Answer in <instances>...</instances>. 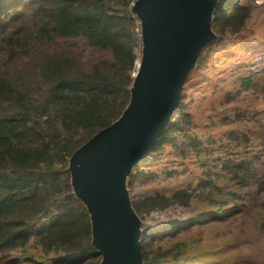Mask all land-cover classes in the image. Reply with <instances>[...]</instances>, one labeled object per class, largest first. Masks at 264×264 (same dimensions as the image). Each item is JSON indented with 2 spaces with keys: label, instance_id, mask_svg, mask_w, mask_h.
<instances>
[{
  "label": "trees",
  "instance_id": "trees-1",
  "mask_svg": "<svg viewBox=\"0 0 264 264\" xmlns=\"http://www.w3.org/2000/svg\"><path fill=\"white\" fill-rule=\"evenodd\" d=\"M134 1L0 0V254L7 257L6 264L101 260L92 245L89 213L72 191L68 165L72 153L129 103L141 53ZM250 16L251 3L219 0L213 16L218 38L203 52L199 65L205 64L212 46L242 34ZM80 43L91 48L93 63L77 61ZM24 58L25 67L13 76L11 70ZM243 81L250 85L255 80L245 76ZM183 97L163 135L135 168L130 187L137 177L148 175L143 165L149 164L150 155L167 142L175 143L173 131L189 121ZM244 137L251 139L247 133ZM262 137L244 155L231 152L241 155L239 160L218 157L220 169L212 172L222 184L208 177L196 188L209 189L218 209L194 217L192 223L222 219L224 205L246 203L257 185L264 189ZM184 138L185 145L191 136ZM189 146L198 155L204 150L198 149L195 137ZM177 173L169 171L171 176ZM196 189L190 184L170 193L155 191L132 198L133 205L138 214L185 205ZM182 222L171 221L164 228L174 233ZM155 237L153 227L144 230V264H160L170 255L180 258L175 250L154 248Z\"/></svg>",
  "mask_w": 264,
  "mask_h": 264
},
{
  "label": "rangeland",
  "instance_id": "rangeland-1",
  "mask_svg": "<svg viewBox=\"0 0 264 264\" xmlns=\"http://www.w3.org/2000/svg\"><path fill=\"white\" fill-rule=\"evenodd\" d=\"M245 1L251 3V16L244 31L212 46L205 64L198 63L193 70L183 91L185 116L189 121L182 123L184 129L173 131L176 144L167 142L158 153L150 155L149 164L143 167L152 173L137 177L134 185H129L132 198L159 190L170 193L190 184L196 189L208 177L216 180L212 171L220 169L221 159L218 157L236 158L237 155L231 152L238 151L244 155L245 151L254 149L255 140H262L264 0ZM136 23L135 33L141 37L139 20ZM85 44L76 47L77 61L93 63L95 57ZM25 62L26 58L17 61L11 70L13 76L21 73ZM245 76H252L255 81L245 85ZM244 133L251 139H246ZM185 135L191 138L184 145ZM193 137L197 139L198 149H204L199 155L189 146ZM240 157L238 155L236 160ZM172 170L178 173L171 176L169 171ZM216 182L222 184L221 180ZM244 201H230L224 205V211L220 212L222 219L192 223L191 219L214 212L219 205L209 197V189L199 188L185 205L139 215L143 220V231L152 227L155 231L154 248L179 253V259L170 255L160 264H264L263 187L257 185L252 196L246 203ZM177 220L183 222L176 232L164 228L167 223ZM0 257L3 256L0 254ZM3 258L2 264H6L7 257Z\"/></svg>",
  "mask_w": 264,
  "mask_h": 264
},
{
  "label": "water",
  "instance_id": "water-1",
  "mask_svg": "<svg viewBox=\"0 0 264 264\" xmlns=\"http://www.w3.org/2000/svg\"><path fill=\"white\" fill-rule=\"evenodd\" d=\"M219 0H135L141 53L130 100L121 115L79 146L68 171L74 195L89 213L98 264H144L143 220L129 179L179 108L185 84L218 38Z\"/></svg>",
  "mask_w": 264,
  "mask_h": 264
}]
</instances>
